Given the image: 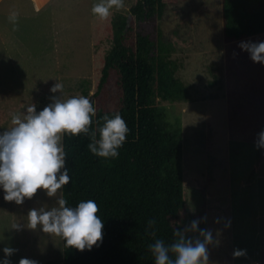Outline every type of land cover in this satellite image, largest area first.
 I'll list each match as a JSON object with an SVG mask.
<instances>
[{
    "label": "rangeland",
    "instance_id": "374dc122",
    "mask_svg": "<svg viewBox=\"0 0 264 264\" xmlns=\"http://www.w3.org/2000/svg\"><path fill=\"white\" fill-rule=\"evenodd\" d=\"M99 0H0V133L10 130L14 114L27 107L39 113L59 96L67 100L83 95L90 101L100 68L111 47L110 24L114 14L126 15L135 0L113 9L107 21L96 18L92 6ZM12 12L18 22L9 21ZM15 28V30H14ZM163 41L172 45L176 76L186 100L159 101L167 124L182 138L181 169L187 200L184 227L207 216L208 228L218 246H209V264H264V150L254 149L258 125L264 121V71L252 66L249 53L223 37L222 0H182L170 6L159 23ZM235 54V55H234ZM56 82L62 93H51ZM113 79L107 86L109 107L115 100ZM249 94L250 104L230 119L229 106L237 94ZM62 143V141H61ZM62 189L49 198L38 190L22 205L6 202L0 188V261L3 248L15 253L10 264L22 258L37 264H63V241L38 227L27 228L33 209L58 207ZM217 217L230 219L226 230ZM13 224L22 226L20 231ZM195 238L197 233H188ZM246 255L233 258V250Z\"/></svg>",
    "mask_w": 264,
    "mask_h": 264
},
{
    "label": "trees",
    "instance_id": "16d2710c",
    "mask_svg": "<svg viewBox=\"0 0 264 264\" xmlns=\"http://www.w3.org/2000/svg\"><path fill=\"white\" fill-rule=\"evenodd\" d=\"M181 1L135 0L126 15L116 13L111 19V47L91 98L96 113L89 134H65L62 138L70 177L69 184L62 187V197L72 208L89 199L97 203L103 239L83 252L64 246L63 264H155L149 245L156 239L170 245L174 231L185 228L188 205L181 169V132L167 124L158 105L159 101L186 100L171 58L172 45L163 41L159 28L167 9ZM222 21L223 37L230 45L264 42V0H222ZM252 66L264 71V65L252 62ZM111 79L115 100L111 99L114 102L109 107L103 97H107ZM249 104V94L239 92L236 104L229 106L230 119ZM116 113L129 128L119 155H93L87 147L92 142L90 133L96 132L98 140L102 117L111 119ZM261 129L264 121L258 132ZM151 219L156 223L149 227Z\"/></svg>",
    "mask_w": 264,
    "mask_h": 264
},
{
    "label": "clouds",
    "instance_id": "9594fccd",
    "mask_svg": "<svg viewBox=\"0 0 264 264\" xmlns=\"http://www.w3.org/2000/svg\"><path fill=\"white\" fill-rule=\"evenodd\" d=\"M124 7V0H99L92 6V14L101 21H107L112 10L119 11ZM9 21L15 25L18 13L12 12ZM15 30V28H14ZM238 47L249 53L253 63L264 65V42H241ZM235 55V54H234ZM63 84L56 82L50 89L51 93H62ZM96 109L88 97L74 96L67 100L59 96L51 98V103L36 112V105L27 107L26 114H14L10 130L0 133V188L4 191L6 202L22 205L25 199H32L38 190H43L49 198L55 197L58 190L69 184L70 177L65 168V151L61 143L65 134L77 136L89 134L92 117ZM103 126L96 132H91L92 142L87 145L90 152L101 158H116L118 149L126 141L129 128L119 113L113 118L102 117ZM99 125L100 121H96ZM254 149L264 150V129L257 133ZM63 169V171H61ZM58 207L50 210L45 208L31 209L27 214V228L59 237L65 242L66 248L83 252L98 246L103 239V222L97 215L99 206L94 200L80 202L75 208L66 206L67 201L61 196ZM207 216L192 220L183 230L177 228L173 236L175 240L165 245L161 239H156L149 245V250L155 258V264H209V246L219 245L220 231L215 236L208 228L200 229L201 222H206ZM156 223L155 219L148 221L149 227ZM215 224L223 223L226 230L231 226V220L217 217ZM20 224H13L12 229L20 231ZM197 233L193 238L187 233ZM155 236V232L151 233ZM11 247L3 248L5 259L0 264H10L8 257L15 253ZM233 258L246 255V250L234 249ZM19 264H37V261L27 258L19 260Z\"/></svg>",
    "mask_w": 264,
    "mask_h": 264
},
{
    "label": "built area",
    "instance_id": "2783aa9c",
    "mask_svg": "<svg viewBox=\"0 0 264 264\" xmlns=\"http://www.w3.org/2000/svg\"><path fill=\"white\" fill-rule=\"evenodd\" d=\"M47 1H49V0H47Z\"/></svg>",
    "mask_w": 264,
    "mask_h": 264
}]
</instances>
